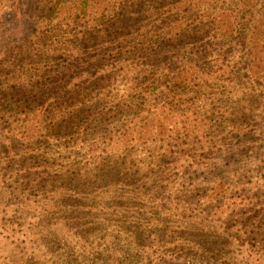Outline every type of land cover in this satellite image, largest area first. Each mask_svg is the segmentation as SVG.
<instances>
[{"label": "rangeland", "instance_id": "rangeland-1", "mask_svg": "<svg viewBox=\"0 0 264 264\" xmlns=\"http://www.w3.org/2000/svg\"><path fill=\"white\" fill-rule=\"evenodd\" d=\"M80 1L0 0V264H264V16L230 49L195 40L173 79L176 44H127L148 20L114 29L123 0ZM223 1L157 14L193 33V7L241 13Z\"/></svg>", "mask_w": 264, "mask_h": 264}, {"label": "trees", "instance_id": "trees-1", "mask_svg": "<svg viewBox=\"0 0 264 264\" xmlns=\"http://www.w3.org/2000/svg\"><path fill=\"white\" fill-rule=\"evenodd\" d=\"M124 4L127 2V0H123ZM228 1L227 7L229 8V11H239L240 14L232 13L230 20L226 24V16L224 13H221V6L218 8L211 7L210 10L206 9V12L202 11V6H196L193 7L192 14L198 19V24L194 26V32L191 33L186 27L183 26L181 19L183 18V15H178V11L176 9V6H172L169 9H167L165 12L166 14H157V9L162 5V0H155L153 4V11L151 10V7H148L147 9L143 8V2L141 1V4L131 9L134 5V3L130 4L129 6L120 4L122 7H117V13H115L114 18L112 20V28L119 29V27H125L129 29H133V26H136L139 24L138 20L140 19H146L148 22L152 25L151 28L148 31H145L144 29H139L136 27L134 31H132V36H130L129 32L125 34L131 41H128L127 44L132 43V47L141 46L142 44H148V46L151 44L152 49H149V57H157L161 54V46H169V44H176L174 46V50L176 51V54L178 55L181 51L182 59H179L180 62H184L183 67L178 65L177 67L173 65V61L171 57H163L160 58L164 63V67L171 71V76L174 79V74H179L180 70L182 72L183 68L186 71L192 70L191 65L192 61L195 57V47L196 41L195 40H202L205 41L208 46V54L210 52H213V48L218 53L222 49H229L231 48L229 46V42L232 41L236 37H244L249 35V33H252V31H255V29L263 25V23L260 21V19L264 16V11L261 13L262 15H256L255 19L258 21V23H253L254 21H251V18L246 20L245 19L249 17L250 14V2L252 0H225L222 2V4H225V2ZM259 1L261 8H264V0H254ZM81 4L85 2V6H88L89 1L81 0ZM109 1H106L105 4H108ZM254 4V3H253ZM199 5V4H197ZM199 7V9H195ZM185 10H187V6L184 5ZM130 20V21H129ZM103 23V22H102ZM101 23V24H102ZM131 24V25H129ZM205 26H209L208 30H206ZM110 29V27H106L105 30ZM115 32V31H114ZM259 34H255V39L258 40L257 43H260L259 46V52H264V32L260 31ZM252 35V34H251ZM125 44V42H124ZM121 45L119 44V48L121 49ZM147 46V47H148ZM201 46V45H199ZM197 46V47H199ZM249 45L245 43L244 41H241L239 45V49L237 51H240L242 49H248ZM250 51V49H248ZM220 57L222 58V63H217L216 60L218 57H212L211 64L217 65L218 68L222 69L223 64L227 61V56L222 53L220 54ZM159 60V58H156L153 60ZM159 62H156L155 64H158ZM236 63H233V65ZM233 65L226 63L225 67H230V69H226L228 73H233V77L237 76L238 78L245 77V75H248L246 72V67L244 69L243 73H239L235 70H233ZM176 72L174 73V70ZM181 72V73H182ZM210 74V73H209ZM167 77V76H164ZM261 77H264V73L261 74ZM251 76H248V79H250ZM213 80L216 81L217 79L213 77ZM249 91L254 92L250 88H248ZM264 90L260 92H255L257 95L262 93Z\"/></svg>", "mask_w": 264, "mask_h": 264}]
</instances>
